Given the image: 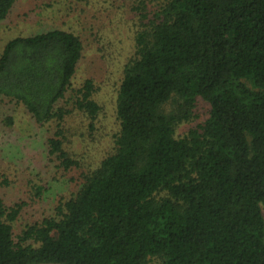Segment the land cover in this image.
Masks as SVG:
<instances>
[{"label": "trees", "instance_id": "trees-1", "mask_svg": "<svg viewBox=\"0 0 264 264\" xmlns=\"http://www.w3.org/2000/svg\"><path fill=\"white\" fill-rule=\"evenodd\" d=\"M19 1L0 0V24ZM129 15L118 129L95 165L74 150L95 141L102 112L94 82L74 84L81 35L54 27L4 44L0 104L42 131L46 166L80 184L23 225V206L0 197V264H264V0H131ZM199 100L208 118L179 135Z\"/></svg>", "mask_w": 264, "mask_h": 264}, {"label": "rangeland", "instance_id": "rangeland-1", "mask_svg": "<svg viewBox=\"0 0 264 264\" xmlns=\"http://www.w3.org/2000/svg\"><path fill=\"white\" fill-rule=\"evenodd\" d=\"M130 3L131 0H96L88 9H72L60 0H20L10 17L0 24V53L7 40L18 35L54 27L69 28L81 35L85 50L74 84L79 86L84 80L91 79L97 88L96 100L102 112L93 135L95 141L93 138L87 142L75 140L74 150L79 156L84 155V161L91 165L105 156L118 129L115 116L117 92L123 66L133 53L129 31ZM81 14L87 18L83 25L76 21ZM208 110V105L199 100L193 119L180 125L177 133L183 135L203 124L208 118ZM7 118L13 119L11 126L6 125ZM41 141L42 131L31 124L23 112L11 105L0 104V197L8 206H23L18 225L53 215L55 207L68 200L80 184L78 172L64 176L57 174L53 165L46 166ZM36 179L47 188L40 198L35 196L32 188L38 183Z\"/></svg>", "mask_w": 264, "mask_h": 264}, {"label": "water", "instance_id": "water-1", "mask_svg": "<svg viewBox=\"0 0 264 264\" xmlns=\"http://www.w3.org/2000/svg\"><path fill=\"white\" fill-rule=\"evenodd\" d=\"M37 264H60V263H37Z\"/></svg>", "mask_w": 264, "mask_h": 264}]
</instances>
